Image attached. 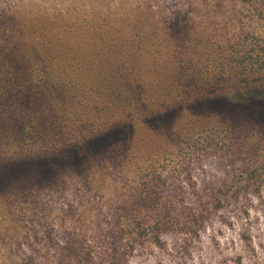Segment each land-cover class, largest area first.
Listing matches in <instances>:
<instances>
[{
  "label": "trees",
  "instance_id": "1",
  "mask_svg": "<svg viewBox=\"0 0 264 264\" xmlns=\"http://www.w3.org/2000/svg\"><path fill=\"white\" fill-rule=\"evenodd\" d=\"M110 1L126 7L143 40L153 41L162 26L165 33L168 28L181 43L176 61L164 59L163 48L139 53L132 44L116 59L113 52L86 53L74 42L71 52L78 55H72L61 44L68 28L88 23L80 12L0 3V195L29 206L31 200L54 197L70 178L129 173L126 194L111 200L119 210L107 212L106 195L90 201L100 210L92 213L94 226L99 222L101 234L111 238L106 248L93 250L74 233L64 240L75 260L83 255L92 264H131L146 242L159 246L174 233L185 244L193 242L210 217L205 211L235 205L250 187L249 180L236 185L229 198L213 193L187 212L185 201L171 199L183 187L172 188L163 170L152 169L148 155L203 149L194 133L213 122L218 126L220 119L231 130L264 127V0ZM120 25L127 29L124 21ZM136 52L143 60L131 54ZM41 58L50 75L37 71ZM115 68L140 85L119 83ZM30 226L27 241L52 240L57 228L66 233L53 220Z\"/></svg>",
  "mask_w": 264,
  "mask_h": 264
},
{
  "label": "rangeland",
  "instance_id": "2",
  "mask_svg": "<svg viewBox=\"0 0 264 264\" xmlns=\"http://www.w3.org/2000/svg\"><path fill=\"white\" fill-rule=\"evenodd\" d=\"M2 2H34L50 13L62 10L64 13L80 12L85 16L82 20L88 23H77L68 28V39L61 44L62 48L70 50L69 54L76 56L78 54L71 52L73 49L70 47L74 42L84 47L86 53L99 52L109 56L113 52L116 59L124 54L127 45L132 44L140 50L139 53L146 48H163L164 59L167 57L170 61H176V48L181 44L167 33V30L170 31L168 28L165 33L164 26L160 28L162 34L155 36V40H143L132 27L135 22L130 23L128 20L126 7L117 6L110 0H0ZM98 12L107 13V17L93 16ZM115 15L116 20L113 19ZM121 21H124L127 29H123ZM55 42L57 45L62 41ZM139 53L131 54L143 60ZM133 60L135 57H130V61ZM41 63L36 67L37 71H45L46 75H50L52 71L43 65L44 60ZM117 69L113 76L118 77L119 83L127 87L140 85V82L132 83L126 79V73ZM73 70L80 71L76 65ZM220 120L218 126L213 122L204 131L194 133V141L198 139L200 146L204 145L203 149L193 151L192 148H179L172 153H150L148 160L151 161L152 169L163 170L172 188L183 187V192L177 189L171 199L180 203L185 201L182 205L187 212L193 202L200 203L213 193L229 198L236 185H245L244 182L249 180L250 187L239 194L235 205L226 206L220 211H205L210 217L202 233L193 242L185 244L182 237L175 233L165 236L163 244L159 246L146 242L134 255L131 264H264V127L244 131L235 127L231 130L229 123ZM135 171L139 170L135 168ZM94 175L95 178L88 179L90 176H85L77 181L70 178L67 183L64 180L61 192L53 193L54 197H49L50 194L43 196L44 199L37 196L40 200H31L29 206H23L22 202H18V205L15 200L0 195V264H92L83 255L77 260L70 257L71 247L65 246L64 237L74 233L93 250L105 249L111 238H105L106 231L101 234L99 222L94 226L97 219L92 213L99 208L90 201L96 195H106L107 212L119 210L118 204L111 206V200L124 197L130 174L116 170L114 174L96 171ZM258 185L261 187L259 191L256 189ZM96 201L99 202L98 199ZM65 205L69 208H64ZM59 209L63 212L60 213ZM44 211H47V215ZM47 220L66 226V233L57 228L52 240L27 241L25 231L29 232L32 221L38 224L41 221L43 224ZM104 221L106 223V218L101 217L100 223L106 229Z\"/></svg>",
  "mask_w": 264,
  "mask_h": 264
}]
</instances>
